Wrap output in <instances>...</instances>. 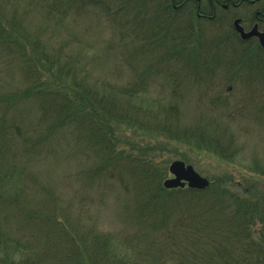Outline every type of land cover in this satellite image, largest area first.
<instances>
[{
	"label": "trees",
	"instance_id": "16d2710c",
	"mask_svg": "<svg viewBox=\"0 0 264 264\" xmlns=\"http://www.w3.org/2000/svg\"><path fill=\"white\" fill-rule=\"evenodd\" d=\"M171 5L0 0V264H126L109 232L60 219L54 182L62 165L69 178L74 159L85 184L116 186L118 205L128 198L148 264H264V161L246 170V185L224 169L204 190L162 186L171 153L186 164L190 153L231 162L240 149L217 115L182 121L176 98L186 83L171 74L173 61L216 85L219 73L244 80V62L260 67L264 57ZM37 11L51 25L33 28ZM92 12L111 24L112 39L89 54L67 24ZM148 51L156 64H143ZM148 79H160L158 94ZM214 90L209 101L224 105L228 94Z\"/></svg>",
	"mask_w": 264,
	"mask_h": 264
},
{
	"label": "rangeland",
	"instance_id": "374dc122",
	"mask_svg": "<svg viewBox=\"0 0 264 264\" xmlns=\"http://www.w3.org/2000/svg\"><path fill=\"white\" fill-rule=\"evenodd\" d=\"M63 16V20L67 22L66 18H69L70 15L66 13ZM32 20L35 23L33 28L39 21L47 24V26L51 25L50 20H46L39 11L34 13ZM224 22H212L211 24L208 23L210 26H207L212 30L221 31L228 28V24ZM201 26H205V24H201ZM110 27H112L111 24L98 12L84 16L81 21L67 24V28L79 34L80 43L82 41L86 43L89 54L96 53L102 44L106 45L112 39ZM52 38L58 41L60 36L52 32ZM90 44L92 47L88 46ZM148 54H150L149 51L144 52L143 64H156L155 60L147 57ZM185 62L189 65L193 64L190 61ZM102 64L104 68L108 69L111 59ZM180 64L181 62L177 59L173 61L171 74L186 83L185 89H182L183 92L177 94L176 98L182 121L196 123L201 116L217 115L219 121H224L228 128L235 133L237 144L240 145L238 157L231 162H218L208 155L190 153L191 162L187 164L192 165L206 179L219 176L224 169L236 178L245 177L244 173L253 166L255 161L260 163L264 161V65L260 63L259 67L257 61L255 63L245 61V66L241 70L247 71V77L244 80L250 82L246 83L238 73L235 74L236 77L232 76V81H230V77L224 78V75L219 73L216 76L220 79L217 78V83L214 85L215 81L203 80L199 73L193 74L190 72L191 70L187 73ZM151 79L147 81V91L150 95L158 94L162 88L161 81L155 79V83H150ZM214 89L228 94L225 97L224 105H213L209 101V96L215 92ZM168 92H170V88L167 89L165 95H169ZM207 94L208 96H203ZM169 157L171 158L170 162L180 160L175 159L172 153L169 154ZM74 164H76L74 172L69 178H67L68 174L62 175L67 169L65 165H62L61 177L54 182L56 192L60 197V204L64 209L60 219H65L66 222L69 219V222L75 226H82L81 222L85 224L88 222L101 232H109L113 243L122 249L120 257L126 264H148L152 255L143 250L147 244L143 235L140 234V222L131 213L126 214L129 207L125 205V202L128 198L126 197L121 202L123 205H118V198L115 197L117 190L114 189L116 186L110 185L107 189L97 185V183L88 186L84 182V169H80L78 166L81 164L84 167L83 162L77 163L74 159L68 167H73ZM39 168L41 171L45 170V166L41 165ZM239 168L240 170H238ZM169 177L171 175L167 171L166 178ZM241 181L244 184L246 180L242 178ZM262 181H259L261 185L264 184V180Z\"/></svg>",
	"mask_w": 264,
	"mask_h": 264
},
{
	"label": "flooded vegetation",
	"instance_id": "af4514ba",
	"mask_svg": "<svg viewBox=\"0 0 264 264\" xmlns=\"http://www.w3.org/2000/svg\"><path fill=\"white\" fill-rule=\"evenodd\" d=\"M171 4L174 9H194L200 20L225 21L228 24V30L224 33L226 40H236L241 45H254L264 57V0H171ZM236 26H240L245 33L254 28L258 34L243 39Z\"/></svg>",
	"mask_w": 264,
	"mask_h": 264
},
{
	"label": "water",
	"instance_id": "95a60500",
	"mask_svg": "<svg viewBox=\"0 0 264 264\" xmlns=\"http://www.w3.org/2000/svg\"><path fill=\"white\" fill-rule=\"evenodd\" d=\"M236 30L243 39L258 34L254 28L248 33H245L240 26H236ZM260 41L263 43L262 39ZM168 172L171 177L165 178L162 182V186L166 189L187 186L191 189L203 190L209 184V181L205 177L199 175L191 165L185 164L181 160H173L170 162Z\"/></svg>",
	"mask_w": 264,
	"mask_h": 264
},
{
	"label": "bare ground",
	"instance_id": "6f19581e",
	"mask_svg": "<svg viewBox=\"0 0 264 264\" xmlns=\"http://www.w3.org/2000/svg\"><path fill=\"white\" fill-rule=\"evenodd\" d=\"M185 10H187V12H192V11H194V9H185ZM194 12H195V11H194ZM189 16H190L189 14H184V13H183L182 18H183V19H187V20H189V19H190ZM220 82H221V81H220Z\"/></svg>",
	"mask_w": 264,
	"mask_h": 264
}]
</instances>
